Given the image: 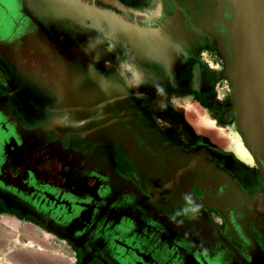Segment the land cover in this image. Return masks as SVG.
I'll return each mask as SVG.
<instances>
[{"label": "flooded vegetation", "instance_id": "1", "mask_svg": "<svg viewBox=\"0 0 264 264\" xmlns=\"http://www.w3.org/2000/svg\"><path fill=\"white\" fill-rule=\"evenodd\" d=\"M227 23L224 0H0V212L103 264H264V174L178 106L234 123Z\"/></svg>", "mask_w": 264, "mask_h": 264}, {"label": "water", "instance_id": "2", "mask_svg": "<svg viewBox=\"0 0 264 264\" xmlns=\"http://www.w3.org/2000/svg\"><path fill=\"white\" fill-rule=\"evenodd\" d=\"M227 4L226 72L234 125L264 174V0Z\"/></svg>", "mask_w": 264, "mask_h": 264}, {"label": "crops", "instance_id": "3", "mask_svg": "<svg viewBox=\"0 0 264 264\" xmlns=\"http://www.w3.org/2000/svg\"><path fill=\"white\" fill-rule=\"evenodd\" d=\"M112 170L113 174L122 175L120 168ZM0 264L103 263L88 251L75 249L64 235L50 232L24 217H12L0 212Z\"/></svg>", "mask_w": 264, "mask_h": 264}, {"label": "rangeland", "instance_id": "4", "mask_svg": "<svg viewBox=\"0 0 264 264\" xmlns=\"http://www.w3.org/2000/svg\"><path fill=\"white\" fill-rule=\"evenodd\" d=\"M226 81L229 83L228 77L223 78L222 82L217 86L220 96H223L228 88L231 89L230 83L228 85ZM178 106L180 109H183L186 118L190 121L191 126L197 133L206 135L210 142L215 143L218 147L226 151L233 152L248 164H252L254 160L244 147L234 123L227 126L215 125L208 117H205L202 113H197L191 106H181V103H178Z\"/></svg>", "mask_w": 264, "mask_h": 264}]
</instances>
